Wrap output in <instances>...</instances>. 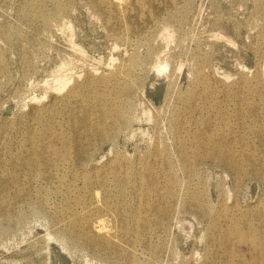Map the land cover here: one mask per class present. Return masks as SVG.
Instances as JSON below:
<instances>
[{"label": "rangeland", "instance_id": "374dc122", "mask_svg": "<svg viewBox=\"0 0 264 264\" xmlns=\"http://www.w3.org/2000/svg\"><path fill=\"white\" fill-rule=\"evenodd\" d=\"M23 1L0 0V50L9 62V70L0 69V131L4 121H15L31 112L38 102L31 98L35 92L44 95L39 81L53 56L70 50L69 23H75L74 11L84 8L78 43L87 54L100 58L107 70L134 61L133 75L137 79L133 96L126 104L130 113L128 125L96 148L90 165L111 166L118 158L117 152L130 164H138L144 158L156 164L157 155L168 153L176 196L168 203L169 212L162 225L145 227L135 220L133 212L120 213L115 203L92 196L90 191H95L94 187L97 190L103 182L99 173L91 179L93 184L85 193L87 199L79 202L67 184L75 181L82 188L89 183L85 176L74 178L73 171L90 165L79 162L72 146L64 151L61 147L69 158L60 157L55 181L40 172L22 173L8 165L0 166V202L7 210L0 207V264H264L255 242L242 245L248 255L245 263L229 260L216 252L212 243L213 237L226 232L221 225L227 221L247 227L248 237L252 238L258 226L256 217L264 215V144L258 140V129L264 125L257 123L264 120V84L258 75L264 62V0H188L178 12L177 35L170 44L160 37L158 26L138 41L122 38L106 25L90 0H63L60 7L56 0H42L54 11L60 10L59 14L51 16L38 8L33 12L40 14L43 23L21 22L18 13ZM33 1L38 6L41 0ZM219 30L230 42L216 36ZM260 48L262 51L258 52ZM160 51L171 54V65L165 81L156 84L151 68ZM211 73L216 78L226 77L227 82L245 75L247 81L234 84L232 92L218 84L216 90L227 95L231 92L226 104L218 105L216 101L219 108L209 112L200 103L192 114L189 110L199 102L196 96L214 98L211 88H198ZM108 91L105 96L112 102L113 93ZM141 100L144 106L155 109L144 129L136 121ZM177 105L184 106L180 118L193 124L195 130H202L205 118L225 114L230 127L236 124L237 114L242 116V125L234 128L238 142L233 149L241 175L233 173L227 162L208 154L200 145V153L206 156L193 168L185 166L178 153V133H184V129L176 128L171 115ZM62 108L58 105V110ZM258 110L260 113L252 114ZM60 114L66 115V109ZM53 126L55 130L57 126L61 128L58 123ZM18 136L22 138L21 134ZM57 144L61 145L60 139ZM188 147L192 150L191 144ZM12 149L17 153V142L12 141ZM252 158L259 160L260 165L251 166ZM158 169L165 171L163 166ZM136 188L140 190L142 185ZM99 196L103 198L101 193ZM132 200L134 207L141 204L140 196ZM150 203L158 201L151 198ZM194 203L202 215L195 214L191 205ZM67 205H71L70 210ZM148 217L153 224L158 223L156 215ZM78 218L81 223L73 226ZM104 218L105 230L99 231Z\"/></svg>", "mask_w": 264, "mask_h": 264}, {"label": "bare ground", "instance_id": "6f19581e", "mask_svg": "<svg viewBox=\"0 0 264 264\" xmlns=\"http://www.w3.org/2000/svg\"><path fill=\"white\" fill-rule=\"evenodd\" d=\"M261 1L259 0V2ZM56 2L60 7L64 1L56 0ZM89 3L100 11V16L104 17L106 25L122 38L127 37L131 41H138L148 34L153 26H158L160 27V37L170 44L175 41L177 35L178 12L186 6L188 0H90ZM38 8L45 9L52 14L51 16L58 15L60 11H54V7H49L42 0L38 6H35L33 0H24L19 8V20L43 23L40 14L33 12ZM84 12V8H77L72 15L75 18V23L74 21L69 23L70 50L55 54L39 81L44 88V95H38L36 92L33 94L31 98L38 102L27 116L20 117L15 121H4L1 124L3 127L0 131V166L8 165L11 168L19 169L22 173L40 172L55 181V169L63 155L61 147L64 151L72 146L79 162L90 165L96 148L109 138L118 135L120 130L128 125L130 113H128L126 104L133 96L134 84L137 83V79L133 75L136 63L131 61L120 67H112L114 69L107 70V67H103L100 58L87 54L83 45L77 41L81 33L80 26L85 15ZM6 32L9 35L8 29ZM216 36L221 41L230 42L222 30H219ZM161 51L159 54L157 53L158 55L156 54L155 64L151 68V76L156 84H162L165 81L171 65V54ZM261 51L262 48L258 52ZM3 52L0 50V69L9 70V62ZM202 59H205V56H202ZM259 71V80L264 84V74H262L264 62H262ZM81 76L82 79H78ZM209 76L208 80L204 77L198 88H211L214 100L205 94L196 96L199 102L189 110L192 114L195 113L200 103H203L209 112L216 110V107L219 108L220 102L226 104L227 97L235 89L234 84L247 81L245 75L231 82H227L226 77V79L216 78L212 73ZM218 84L226 86L231 92L227 95L223 91L216 90L215 86ZM109 89L113 93L112 102L109 96H105ZM257 91H260V87ZM60 93L62 94L60 95ZM44 97L49 99L44 101L42 100ZM142 100L136 111V121L144 129L146 123L151 121L155 109L151 105L144 106ZM216 101L218 102L217 106ZM60 104L63 105V108L58 110ZM226 108L228 107L226 106ZM65 109L66 115L60 114ZM183 110L184 106L177 105L171 115L175 120L176 128L184 129V133H178L181 143L178 153L180 158L185 160V166L193 168L195 162L206 156L200 153L198 147L200 145L207 149L208 154L222 162H227L233 173L241 175L239 159L233 155V149L238 142L234 128L242 125V116L237 114L236 124L230 127L225 114H220L216 118H205L202 120V130H195L193 124H188L180 118ZM257 113L260 111H255L252 114ZM219 122L225 125H218ZM57 123L61 128L57 126ZM257 123L264 125V120ZM54 124L57 126L56 130ZM20 134L22 138L18 136ZM57 139H60L61 145L57 144ZM258 140L264 144L263 127L258 129ZM12 141L18 144L17 153H13ZM190 144L192 150L188 147ZM63 156L65 159L69 158V154ZM116 156L118 158L113 161L111 166L107 163L97 166L91 161L93 164L86 169L81 170L73 167L75 169L73 171L74 178L81 179L85 176L90 181L82 188H79L75 181L68 183L67 187L79 197V202H83L87 199L85 193L88 192L89 185L93 184L91 179L95 177L96 173H99L103 182L97 190L94 187L96 192L90 191L94 198L106 200L108 204L115 203L120 213L127 210L128 213L133 212L135 220L143 223L145 227L161 226L169 212L168 203L176 196L175 184H172L170 155L168 153L157 155L156 164L147 158H144V161L140 160L138 164H130L126 162L127 159L122 153L117 152ZM249 164L251 166L260 165V162L252 158ZM159 166H163L165 171H160ZM111 184L114 185L113 188H111ZM138 185H142L140 190L136 188ZM99 193L103 198H100ZM139 196L141 204L138 207L132 206L130 201L133 198H139ZM151 198L156 199L158 203L151 204ZM191 205L197 216L202 215L196 203ZM0 207L3 208L1 202ZM70 207L71 205H67L66 208L70 210ZM96 207L99 205L97 204ZM96 207H92V209L97 210ZM149 215H156L158 223L153 224ZM256 219L258 226L254 229L252 238L248 237L247 227H240L230 221L223 223L221 228L226 232L221 237L212 238L214 250L227 256L229 260L238 259L241 263H245L248 261V255L242 249V245L244 243L251 245L255 242L259 259L261 262L264 261V215L259 214ZM103 220L106 221L105 218L100 220L99 231L105 230ZM80 223L81 219L78 218L72 225L76 226ZM68 229L71 231L70 226Z\"/></svg>", "mask_w": 264, "mask_h": 264}]
</instances>
